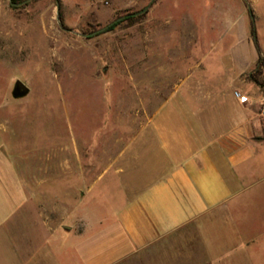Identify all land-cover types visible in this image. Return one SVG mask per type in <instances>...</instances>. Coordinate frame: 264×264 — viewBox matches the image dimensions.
<instances>
[{"label":"rangeland","instance_id":"obj_1","mask_svg":"<svg viewBox=\"0 0 264 264\" xmlns=\"http://www.w3.org/2000/svg\"><path fill=\"white\" fill-rule=\"evenodd\" d=\"M12 1L0 0L1 165L32 176L89 158L92 184L176 84L219 87L223 67L225 96L264 119V0ZM17 80L29 92L15 99ZM78 173L53 184L78 193ZM256 193L264 232V183Z\"/></svg>","mask_w":264,"mask_h":264},{"label":"crops","instance_id":"obj_2","mask_svg":"<svg viewBox=\"0 0 264 264\" xmlns=\"http://www.w3.org/2000/svg\"><path fill=\"white\" fill-rule=\"evenodd\" d=\"M228 70L176 84L92 184L89 158L32 176L4 160L0 264H264V119L225 96ZM75 170L78 193L53 184Z\"/></svg>","mask_w":264,"mask_h":264},{"label":"water","instance_id":"obj_3","mask_svg":"<svg viewBox=\"0 0 264 264\" xmlns=\"http://www.w3.org/2000/svg\"><path fill=\"white\" fill-rule=\"evenodd\" d=\"M10 4L12 6H18L20 4H16L14 3L12 0H9ZM150 7V5L144 7L142 10L132 14L133 16H139V15H142L144 14L148 8ZM107 27L103 28L102 30H105L107 29ZM29 92V88L24 84L22 83L21 81L17 80L15 83H14V87H13V91H12V96L15 98V99H18V98H22V97H25Z\"/></svg>","mask_w":264,"mask_h":264},{"label":"built area","instance_id":"obj_4","mask_svg":"<svg viewBox=\"0 0 264 264\" xmlns=\"http://www.w3.org/2000/svg\"><path fill=\"white\" fill-rule=\"evenodd\" d=\"M234 97L238 100L242 99V95L239 92H234ZM260 115L264 117V107L262 108Z\"/></svg>","mask_w":264,"mask_h":264}]
</instances>
